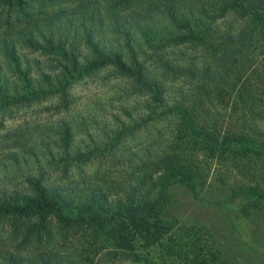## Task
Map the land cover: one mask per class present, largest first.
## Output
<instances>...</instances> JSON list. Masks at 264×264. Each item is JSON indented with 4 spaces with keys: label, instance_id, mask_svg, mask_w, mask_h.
<instances>
[{
    "label": "trees",
    "instance_id": "trees-1",
    "mask_svg": "<svg viewBox=\"0 0 264 264\" xmlns=\"http://www.w3.org/2000/svg\"><path fill=\"white\" fill-rule=\"evenodd\" d=\"M226 10L237 14L232 30H223L216 21ZM17 44L49 54V70L42 69L40 59L22 60ZM0 50L5 57L0 59V107L16 98L57 93V107L67 110L75 100L71 93L75 80L111 64L116 74L130 79L129 93L149 92L143 104L150 119L176 117L179 149L166 146L155 154L148 147L142 150L153 157L160 177L201 197L185 151L204 152L222 157L244 174L256 172L263 186L247 188L248 194L264 200V139L227 127L198 108V95L228 75L239 58L258 53L264 59V0H82L18 27L12 37L0 39ZM197 53L202 55L195 57ZM176 77L184 86L168 88ZM175 88L180 95L169 100ZM72 129L71 120L61 119L53 130L63 159H80L103 147L89 132L93 145L84 143V138L74 140ZM112 133L105 146L115 147L124 131ZM17 153L7 155L15 162ZM55 154L51 146L39 153L31 145L23 161L39 155L55 160ZM123 156L136 158L139 153L128 149ZM6 168L0 162V170ZM29 184V192L0 195V218L10 217L15 225L21 221L19 233L33 237L39 246L29 254L1 248L0 264H105L122 251L142 254L146 264H212L200 245L190 244L189 250L183 241H170L162 199L139 182L122 187L113 181L115 196L109 194L110 188L95 183L69 186L44 183L38 177ZM229 202L231 198L221 201L240 241L249 249L263 250L249 225V211Z\"/></svg>",
    "mask_w": 264,
    "mask_h": 264
},
{
    "label": "rangeland",
    "instance_id": "rangeland-1",
    "mask_svg": "<svg viewBox=\"0 0 264 264\" xmlns=\"http://www.w3.org/2000/svg\"><path fill=\"white\" fill-rule=\"evenodd\" d=\"M79 1L82 0H14L9 3L0 0V39L12 37L18 27L52 10L68 8ZM236 16L226 10L216 21L223 30H232L237 24ZM224 22L230 26L224 27ZM16 48L22 60L24 57L40 59L42 69L49 70V54L25 45L17 44ZM199 54L202 55L197 53L195 57ZM4 58V52L0 50V59ZM31 65L36 66L34 62ZM182 81L180 77L172 78L167 87L173 88L177 83L184 86ZM129 85V78L116 74L112 65L106 64L95 73L75 80L71 88L75 100L67 110L57 107V93L28 96L30 99L16 98L0 107V162H5L7 167L0 170V195L14 190L29 192V180L38 177L44 183L69 186L101 184L110 188L111 196L116 195L110 187L113 181L122 187L139 182L150 195L162 199L163 220L170 231L171 242L183 241L189 250L190 244L197 248L200 245L207 261L211 260L212 264H264V200L252 199L247 190L249 187H262L260 183L263 181L257 180L256 172L244 174L234 169L222 157L186 151L201 197H195L180 183L173 184L160 177L154 169L153 157L145 156L142 150L148 147L155 154L156 149L166 146L179 149L176 145L181 144V139L174 135L176 117L167 114L159 121L154 117L150 119L149 110L143 104L149 92L138 89L129 93ZM179 91L175 88L169 100L178 97ZM198 96L201 113L218 117L227 127L264 139V59L261 54L239 58L228 75L210 83ZM112 114H117L124 126ZM61 119L71 120L74 140L84 138V143L93 145L87 138L89 132L103 147L80 159H63L53 131ZM125 126L128 129H123ZM113 129H122L124 133L115 147L105 146L104 143L110 140L108 135H113ZM31 145L39 153L46 146H51L56 159L39 155L37 159L23 161ZM128 149L135 150L139 156L124 157ZM11 151L18 152V161L8 157L7 153ZM230 198L232 202L229 204L235 209L245 207L249 211V225L255 230L263 250L249 249L240 241L234 222L221 203ZM21 224L17 220L15 225L7 216L0 218V249L29 254L38 248L39 243L33 237L26 238L19 233ZM101 261L104 263L102 258ZM146 263L142 254L122 251L105 264Z\"/></svg>",
    "mask_w": 264,
    "mask_h": 264
}]
</instances>
